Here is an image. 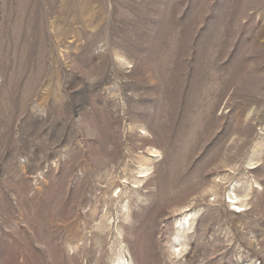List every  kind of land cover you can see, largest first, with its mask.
Listing matches in <instances>:
<instances>
[{"label": "rangeland", "instance_id": "obj_1", "mask_svg": "<svg viewBox=\"0 0 264 264\" xmlns=\"http://www.w3.org/2000/svg\"><path fill=\"white\" fill-rule=\"evenodd\" d=\"M118 263L264 264V0H0V264Z\"/></svg>", "mask_w": 264, "mask_h": 264}, {"label": "bare ground", "instance_id": "obj_2", "mask_svg": "<svg viewBox=\"0 0 264 264\" xmlns=\"http://www.w3.org/2000/svg\"><path fill=\"white\" fill-rule=\"evenodd\" d=\"M154 153H155V152H154ZM142 163H143V162H141V164H142ZM141 164H140V165H141ZM147 165H148V164H147ZM139 169H140V172H139L140 174H141V173H145V172H147V168H139ZM148 170H149V168H148ZM229 199L232 200V198H230V197H229ZM239 207H240V206H239ZM189 218H190L189 215H185V217L182 219V220H183V223H181V222H180L181 220H180V221L178 222V224H179L180 226H184V228H185V226L188 225V226H189L188 229H190ZM184 228H183V230H184ZM188 229H187V230H188ZM175 231H176V229H175ZM178 231H179V230H177V232H178ZM184 231H185V230H184ZM180 233H181V232H180ZM180 233H179V234H180ZM174 235H175V236H174V239L176 240V239L178 238L179 235H177V234H174ZM118 264H119V263H118Z\"/></svg>", "mask_w": 264, "mask_h": 264}]
</instances>
